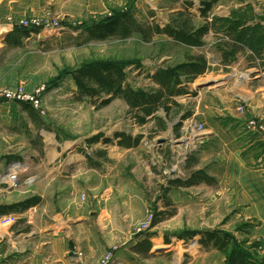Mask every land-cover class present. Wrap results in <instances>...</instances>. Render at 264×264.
Wrapping results in <instances>:
<instances>
[{
    "label": "rangeland",
    "instance_id": "obj_1",
    "mask_svg": "<svg viewBox=\"0 0 264 264\" xmlns=\"http://www.w3.org/2000/svg\"><path fill=\"white\" fill-rule=\"evenodd\" d=\"M194 1L195 6L190 10L196 15L195 22L202 23L201 1ZM246 1L255 3L259 13L264 14V0H221L211 15H230L236 5ZM71 5L66 11H73V17L51 10L25 15L39 18L43 23L60 20L61 29L52 30L51 38L46 41H40L36 35L33 46L28 48L30 54L25 53V47L22 50L12 47L0 55V63L10 58L22 61L30 56L35 74L32 88L26 89L37 92L44 88L43 110H34L36 116L15 107L12 119H8L11 123L0 122V160L20 158L0 175L10 171L15 163L20 162L23 167L17 185L9 187L0 183V203L40 197L41 202L26 211L46 210L47 221L52 226L63 223L69 226L68 221H77L76 214L87 208L96 210L98 219L124 225L114 232L113 243L107 245L98 264L111 252L112 257L104 264H116V253L122 244H126L130 254L135 253L132 246L147 236L152 253H136L142 264H226L220 250L199 242L201 235L182 238L189 230L206 229L233 233L246 246L259 244L257 252L264 257V202H244L242 189L220 188L218 179L209 174L214 172L207 166L210 152L223 145L222 141L208 144L205 121L200 118L216 112L217 104L236 103L238 111L242 102H256L260 95H254L251 89L260 83L257 77L264 70L251 68L248 58L232 61L226 67L216 53L219 50L213 31L201 47L182 45L161 33H154L146 40L136 29L125 37L112 34L105 39L93 38L86 31L95 22L108 21L127 11L140 27H164L172 21L174 11L185 7L183 0H92V4L89 0H79ZM29 31L38 34L34 29ZM197 54L208 58L209 69L194 81H185L184 86L188 84L194 93L177 97L182 107L173 113L164 130L155 121L139 125L135 111L120 97L106 106L100 105L107 97L105 94L81 99L69 74L83 63L97 59L130 61L133 63L126 68L128 82L134 88L150 90L158 84L149 74L183 63ZM11 86L0 84V88ZM199 105V114L193 115V109ZM159 114H163L162 110ZM183 115L187 117L183 119ZM33 117H39L40 123ZM199 121L205 127L191 131V126ZM255 122L264 127V120ZM117 131L134 139L141 136L140 142L124 147L118 144L114 134ZM99 134H102L99 140L91 142ZM106 138L111 141H105ZM201 169L211 181L173 186L165 195L164 188L172 179L187 181L193 172ZM103 208H109L110 212L101 214ZM12 217H0V224L11 221ZM156 217L158 222L154 224ZM74 251L71 264L77 251L83 252L82 264L85 251L81 247H75Z\"/></svg>",
    "mask_w": 264,
    "mask_h": 264
},
{
    "label": "crops",
    "instance_id": "obj_2",
    "mask_svg": "<svg viewBox=\"0 0 264 264\" xmlns=\"http://www.w3.org/2000/svg\"><path fill=\"white\" fill-rule=\"evenodd\" d=\"M78 1L0 0V55H5L12 47L19 50L25 47L27 48L25 53L30 54L31 49L28 48L33 46L36 35L40 41H46L53 33L45 30L34 34L32 31L15 26L9 20L10 17L15 21L25 15L43 13L46 10L65 17H73L75 13L66 11V7H71L72 3L74 5ZM89 3L92 4V0H89ZM245 4H251L256 14H263L259 13L260 8L251 1L236 5L235 9ZM260 21L264 25V20ZM216 53L221 58V53L219 51ZM250 54L251 51L248 49L241 50L236 57L245 59L249 58ZM29 58L30 56L22 61L10 58L0 63V84L11 86L25 82L26 87L31 89L35 69ZM257 78L260 83H256L251 90L254 95L258 94L260 97L256 102H244L243 114L237 111L236 103H228L217 104L216 112L200 116L205 121L208 144L222 141L223 145L220 149L210 152L211 161L207 166L212 167L214 172L209 174L214 179H218L220 188L229 191L242 189L241 197L245 198L244 202L246 200L254 203L264 202L263 134L249 125L250 120H264V73ZM187 85L185 87L193 92V89ZM205 106L210 108V105ZM15 107L21 108L24 112L30 111L21 102L0 99V122L10 124L8 119H12ZM200 107L201 105L195 106L193 115L194 112L199 114ZM223 135H226L225 138ZM115 137L118 140L121 139L116 134ZM13 161L16 160L8 158L0 160V173ZM201 166L204 167V165ZM105 212L109 213V208H103L101 214ZM96 214L97 211L94 209H82V212L76 214L77 221L74 220L73 223L68 221L69 226L67 223L52 226L47 221L46 210L40 209L0 215L2 218L13 216L11 221L0 224V264H71L75 247H81L85 251L86 257L82 264H98L107 245L113 243L114 232L121 230L124 225H118L108 219H98L100 217ZM125 246L126 244L124 246L122 244L117 251L115 263L142 264L137 252L130 254Z\"/></svg>",
    "mask_w": 264,
    "mask_h": 264
},
{
    "label": "trees",
    "instance_id": "obj_3",
    "mask_svg": "<svg viewBox=\"0 0 264 264\" xmlns=\"http://www.w3.org/2000/svg\"><path fill=\"white\" fill-rule=\"evenodd\" d=\"M185 7L172 13V21L166 26L155 25L153 27H140L135 18L127 11L114 15L108 21L95 22L94 25L86 29L93 38L105 39L112 34H121L122 37L131 34L133 29L142 32L144 38L149 40L154 33L170 35L177 43L201 47L205 45L206 37L213 31L216 44L223 64L227 67L232 61L237 60L236 54L241 50H250L248 58L250 67H260L264 70V25L260 20H264V14H256L251 4H245L238 9H233L230 15H211L212 9L221 0H199L201 5L199 12L202 23L195 22L196 15L190 10L195 6L194 0H183ZM260 19V20H256ZM187 61L171 67H162L149 74L150 78L158 84L155 89L134 88L128 82L126 68L133 62L115 60H94L83 63L69 74L74 78L79 91V97H98L105 94L107 97L101 100L100 105H109L113 99L120 97L130 105L135 111V118L139 125H144L150 121H155L160 129H166L168 121L172 119L174 112L181 109L182 105L177 97L184 94H193L184 86L185 81H194L200 74L209 69V60L203 54L192 55ZM33 116L35 109L29 103H23ZM162 110L163 114L159 112ZM183 119L187 115L182 116ZM35 122L40 123L39 117H33ZM181 124V123H179ZM120 137L119 144L124 147L135 146L140 142L141 136L133 138L130 134L116 132ZM102 134L91 139L96 142ZM105 141H111L106 138ZM10 160H20L13 156ZM201 180L211 181L212 179L201 169L193 172L192 177L183 181L172 179L169 186L164 188L165 195L173 186H187L198 183ZM41 202L40 197H29L28 199L17 201L11 204L0 203V215L24 212L33 205ZM167 203L170 200L167 198ZM158 219L155 218L154 224ZM201 235L199 242L206 246L220 250L225 255L226 264H264V257L257 252L259 244L246 246L245 241H239L235 234L224 230H203L192 231L182 234V238L195 237ZM150 237L137 242L132 248L144 255L151 251Z\"/></svg>",
    "mask_w": 264,
    "mask_h": 264
},
{
    "label": "built area",
    "instance_id": "obj_4",
    "mask_svg": "<svg viewBox=\"0 0 264 264\" xmlns=\"http://www.w3.org/2000/svg\"><path fill=\"white\" fill-rule=\"evenodd\" d=\"M10 21L13 22V24L19 28H25L28 30L34 29L36 32H43V31H57L61 29L62 22L60 20H48L47 23H43L42 20L39 18H27L23 17L18 20H13L11 17L9 18ZM44 88L42 87L40 90H37V92L29 91L26 89L25 84H19L17 86H11V87H2L0 88V99L5 101H17L21 103H29L36 111L40 112L43 110L42 103V91ZM244 103L239 105V113L243 114L244 112ZM250 127L260 131L263 134V140H264V127L256 124L255 120L250 121ZM205 127L204 123L199 121L195 122L191 126V131L197 132L200 129H203ZM23 167L20 164V162L15 163L13 165V168H11L10 171L5 173L4 175H1L0 181L3 184H7L9 187H14V185H17L19 182V174L22 171ZM113 253L111 252L104 260L103 263H106L111 257ZM83 260V252L77 251L76 257L73 262V264H80Z\"/></svg>",
    "mask_w": 264,
    "mask_h": 264
},
{
    "label": "bare ground",
    "instance_id": "obj_5",
    "mask_svg": "<svg viewBox=\"0 0 264 264\" xmlns=\"http://www.w3.org/2000/svg\"><path fill=\"white\" fill-rule=\"evenodd\" d=\"M200 138H201V136H200ZM200 138H199V139H200ZM201 141H202V140H201Z\"/></svg>",
    "mask_w": 264,
    "mask_h": 264
}]
</instances>
